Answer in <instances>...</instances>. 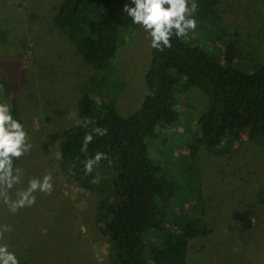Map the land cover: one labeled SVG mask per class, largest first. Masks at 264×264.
<instances>
[{"label":"rangeland","instance_id":"obj_1","mask_svg":"<svg viewBox=\"0 0 264 264\" xmlns=\"http://www.w3.org/2000/svg\"><path fill=\"white\" fill-rule=\"evenodd\" d=\"M56 5L53 0H0V36H5L0 41V80L10 86L0 87V101L10 105L15 100L32 145L18 165L23 178L16 187L45 174H51L53 185L50 193H35L36 202L15 213L0 201V226H7L0 243L21 264H114L108 238L94 219L102 193L81 185L56 158L62 130L79 119L78 85L94 73L52 25ZM217 15L246 60L264 63V0H220ZM201 26L197 22L190 41L222 57L221 46ZM150 54L149 38L139 25L120 30L108 81L118 89L114 103L123 114L137 109L145 96ZM176 99L177 121L148 140V154L161 175L179 188L175 204L187 201L191 184L201 181L210 232L190 241L188 264H264V142H252L244 132L221 154L200 146L192 156L189 145L207 96L189 87L176 92Z\"/></svg>","mask_w":264,"mask_h":264},{"label":"trees","instance_id":"obj_2","mask_svg":"<svg viewBox=\"0 0 264 264\" xmlns=\"http://www.w3.org/2000/svg\"><path fill=\"white\" fill-rule=\"evenodd\" d=\"M53 1L57 5L52 25L94 68L89 79L78 85L79 119L87 118L90 123L62 130L59 166L81 185L102 193L94 219L108 238L114 264H188L190 241L210 232L201 181L187 187V201L175 204L179 188L152 162L148 140L177 121L176 92L196 87L208 102L197 116V135L189 145L192 156L200 146L221 154L244 132L250 141L264 142V63L246 60L238 40L220 26V0H196L201 31L218 42L222 57L193 45L190 32L182 39L173 38L171 48H151L144 74L145 96L137 109L123 114L114 103L118 89L108 80L120 30L135 26L122 12L128 0ZM1 86L10 88L3 80ZM10 107L19 118L13 98ZM96 126L106 127L108 134L94 135L87 153H82L84 134ZM95 151L103 152L105 158L91 173H85L83 161ZM260 193L264 202V190Z\"/></svg>","mask_w":264,"mask_h":264},{"label":"clouds","instance_id":"obj_3","mask_svg":"<svg viewBox=\"0 0 264 264\" xmlns=\"http://www.w3.org/2000/svg\"><path fill=\"white\" fill-rule=\"evenodd\" d=\"M196 0H128L122 6V12L131 19V24L139 25L149 38V47L163 51L172 47L173 38L182 39L197 27L195 13ZM75 117V114H73ZM76 125L87 127V118L74 119ZM108 134L106 127H93L86 132L80 145V151L87 153L89 144L96 137ZM29 133L24 122L13 114L7 102L0 101V201L10 212L32 206L36 202L35 193H50L52 190L51 174L32 177L24 188L16 186L22 183L23 170L17 161L31 150ZM61 159V153L56 152ZM105 154L95 151L83 161L85 173L97 168ZM7 231V226H0V232ZM0 264H21L16 253L5 243H0Z\"/></svg>","mask_w":264,"mask_h":264}]
</instances>
